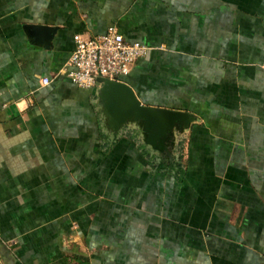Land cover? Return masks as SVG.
Instances as JSON below:
<instances>
[{
	"label": "crops",
	"instance_id": "crops-1",
	"mask_svg": "<svg viewBox=\"0 0 264 264\" xmlns=\"http://www.w3.org/2000/svg\"><path fill=\"white\" fill-rule=\"evenodd\" d=\"M113 26L154 46L121 79L197 116L181 167L63 71ZM0 256L264 264V0H0Z\"/></svg>",
	"mask_w": 264,
	"mask_h": 264
},
{
	"label": "water",
	"instance_id": "water-1",
	"mask_svg": "<svg viewBox=\"0 0 264 264\" xmlns=\"http://www.w3.org/2000/svg\"><path fill=\"white\" fill-rule=\"evenodd\" d=\"M97 82V95L107 128L119 131L125 125H133L146 144L173 161L178 135L197 119L196 114L190 110L145 103L134 87L123 79L98 76Z\"/></svg>",
	"mask_w": 264,
	"mask_h": 264
},
{
	"label": "built area",
	"instance_id": "built-area-1",
	"mask_svg": "<svg viewBox=\"0 0 264 264\" xmlns=\"http://www.w3.org/2000/svg\"><path fill=\"white\" fill-rule=\"evenodd\" d=\"M74 39L75 48L63 71L74 82L88 87L98 84V76L121 79L139 58L154 48L138 40H128L114 26L93 36L76 33ZM49 81L47 76L42 78L43 83ZM0 264H5L1 256Z\"/></svg>",
	"mask_w": 264,
	"mask_h": 264
},
{
	"label": "trees",
	"instance_id": "trees-1",
	"mask_svg": "<svg viewBox=\"0 0 264 264\" xmlns=\"http://www.w3.org/2000/svg\"><path fill=\"white\" fill-rule=\"evenodd\" d=\"M179 156L180 157H179V160H178V158H176V156L174 154V160L173 161H170V160H168V158L166 156H163L162 159L160 160V162H158L156 166H158V168H163V167L169 168L172 165L181 167L182 154H180Z\"/></svg>",
	"mask_w": 264,
	"mask_h": 264
}]
</instances>
